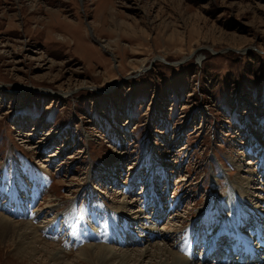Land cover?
<instances>
[{
  "label": "rangeland",
  "instance_id": "rangeland-1",
  "mask_svg": "<svg viewBox=\"0 0 264 264\" xmlns=\"http://www.w3.org/2000/svg\"><path fill=\"white\" fill-rule=\"evenodd\" d=\"M263 159L264 0H0V264H264L197 237L264 236Z\"/></svg>",
  "mask_w": 264,
  "mask_h": 264
},
{
  "label": "bare ground",
  "instance_id": "bare-ground-1",
  "mask_svg": "<svg viewBox=\"0 0 264 264\" xmlns=\"http://www.w3.org/2000/svg\"><path fill=\"white\" fill-rule=\"evenodd\" d=\"M262 165H264V159L262 160ZM147 182L148 183H153V177L150 178V179H148ZM147 182H145V183L147 184ZM161 184H164V183H161ZM17 200L19 201L20 200V197L17 198ZM158 202H160V201H158ZM216 208L221 211L222 208H224V205L220 203V204H218V206ZM156 209L159 210V207L158 208L156 207ZM137 210L138 209H135V210L132 209V212L133 211L137 212ZM8 211L9 212H13V211H11V208L8 209ZM19 213H23V212H20L19 211L18 214ZM246 213L249 214L248 211H246ZM23 214H25V211H24ZM159 216L160 215H158L157 217H159ZM242 216H241V213H240V215L237 216V219H235V220L237 221V220H239V218L242 219L241 221L246 220V219H244V216L243 217ZM255 220L257 221V223L259 225L260 224L263 225V223H264V220L262 218H260V217H259V219H255ZM252 221L253 220L249 221V223L247 225H240V229H238V230L239 231H242L243 237H242V235H241V233L239 231H237V230H235V231L229 230V231H232L234 233L233 236H235V234H238V236L241 237V238H239L237 240V242H240L239 243V246H238V244H236L238 246L237 249L239 250L238 253H231L229 251L231 248L228 250L229 252H227V251H225V249H223L225 252L222 253L223 252L222 249H221L222 246L220 245L222 242L225 241V243H226V242H234L235 241V240H230V239L228 240V239L224 238L226 231H223L222 229H221L222 231H218V232H215L213 234H209L210 232L208 234L206 232H201L200 235H197V237L200 236L201 239H204L202 237L209 238L210 236H212V239L209 242V244H206V245L203 246V248H208L205 251L207 253H205L206 256H204V259H205V257L206 258L211 257L212 259L214 258L216 260H218V259L220 260L222 258L227 257L228 259H231V258L234 259L235 262L237 261L236 263H239V260H241V261L243 260L241 263H248L249 260L250 259L253 260V258L254 259H257V260L258 259L261 260V257H264V236H263V232H261L262 230H261L260 227H257L256 228V232H255L254 227H252V226L250 227L249 226L250 223H253ZM105 222L106 221H103V224H105ZM107 223H108V221H107ZM138 225H141V228H143L142 227V225H143L142 223H138ZM31 226H33V225L31 224ZM231 226H233L234 228H236V224H231ZM33 227H35V226H33ZM250 228H252V230H250ZM174 231H175V228L172 231V233ZM199 231H201V229ZM54 232H57V231H54ZM108 232H109V235H110V237H109V240H110V238H112L111 230L108 231ZM34 233H35L34 232V229H32L30 227V225H29V223L27 221H25V220H21V221H18L17 220L16 221V220L11 219V218L7 217L6 215H2L0 213V241L1 240L3 241L4 239L5 240L6 239H10L12 242H14L15 252H16V254L18 256L19 255H22L23 256L25 252H27V254H29V251H30V255L31 256L33 255L32 253H33V251L35 252L34 248H36V247L33 246L31 243H35L37 241H39V242L42 241L40 238H38V235L36 233H35L36 234L35 235ZM30 236H32V237H30ZM54 236H56V234H54ZM200 241L197 240L196 242H194V244L198 243V245L196 246L197 249H199L200 246H201L200 245ZM43 243L45 245L44 248L49 249L50 247H52L54 249V246H53L52 243H50L48 241H43ZM192 243H193V241H192ZM226 246L228 247L229 245H226ZM107 247L108 246H104V247L103 246H98V247L94 248V246L86 245L84 249L79 250L80 252H78V254L84 255V256H82V258H83V260H85L84 262L86 264H120V262H122V260L126 259L125 258L126 257V254H124V253H122L121 255L120 254H116L115 251L114 252L113 251H110V249H107ZM184 247H185V250H187V246H184ZM188 249H189V247H188ZM43 251H46L47 252V250H43ZM214 251L216 253H215V255H212V253ZM56 254H57V252L55 253V255L51 254V258L54 261H56V259H58V257H59ZM172 254H173V257H172V259H170L171 262H169V264H190L191 263V260L188 257L186 259L185 256H183V255L181 256L180 254H178V253H176L174 251L172 252ZM85 256L87 258H85ZM117 258H118V260H117Z\"/></svg>",
  "mask_w": 264,
  "mask_h": 264
}]
</instances>
